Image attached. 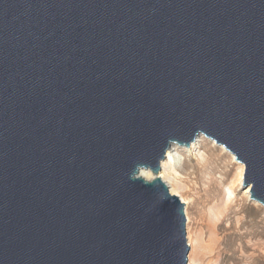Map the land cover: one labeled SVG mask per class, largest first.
I'll return each mask as SVG.
<instances>
[{
  "label": "water",
  "instance_id": "obj_1",
  "mask_svg": "<svg viewBox=\"0 0 264 264\" xmlns=\"http://www.w3.org/2000/svg\"><path fill=\"white\" fill-rule=\"evenodd\" d=\"M200 135L264 205V0H0V264H188Z\"/></svg>",
  "mask_w": 264,
  "mask_h": 264
},
{
  "label": "rangeland",
  "instance_id": "obj_2",
  "mask_svg": "<svg viewBox=\"0 0 264 264\" xmlns=\"http://www.w3.org/2000/svg\"><path fill=\"white\" fill-rule=\"evenodd\" d=\"M202 137L200 146L182 151L177 172H169L186 200L188 256L200 264H264V205L242 184L245 164Z\"/></svg>",
  "mask_w": 264,
  "mask_h": 264
},
{
  "label": "bare ground",
  "instance_id": "obj_3",
  "mask_svg": "<svg viewBox=\"0 0 264 264\" xmlns=\"http://www.w3.org/2000/svg\"><path fill=\"white\" fill-rule=\"evenodd\" d=\"M202 136L203 135L198 136L196 138V140L194 142H192L191 145L188 147H183V146H179L177 144H173L168 149V151L166 153V158L161 162V171L159 172L160 173L159 176H161L163 178V180L165 182H167V184L169 185L171 193L176 194V195H180V198L184 203H186V200H185L184 196H182L180 194L182 184H180V182L178 181L179 179H176L175 177L171 176V174H169V172L171 173V170H174L173 172H175L176 168L182 164L183 159H184L183 154H182L183 150L190 151L196 145L200 146L202 138H203ZM221 147L225 151H228L224 146L221 145ZM231 155L235 161L236 160L235 156L233 154H231ZM140 174L146 179H152L154 177V173L151 171V169H143V170H141ZM241 179H242V173H241ZM249 190H248V192H249ZM186 211H187V209H186ZM187 216H188V211H187ZM188 218H189V216H188ZM189 243H190V245H192L190 238H189ZM188 261H189L188 264H193V263L200 264L199 260L191 257V255L188 256Z\"/></svg>",
  "mask_w": 264,
  "mask_h": 264
}]
</instances>
